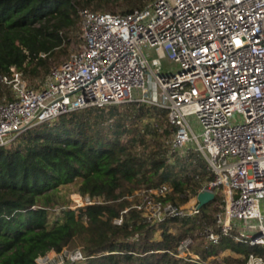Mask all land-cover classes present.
<instances>
[{
    "label": "built area",
    "instance_id": "built-area-1",
    "mask_svg": "<svg viewBox=\"0 0 264 264\" xmlns=\"http://www.w3.org/2000/svg\"><path fill=\"white\" fill-rule=\"evenodd\" d=\"M78 14L82 45L39 86L16 67L0 76L13 96L0 103V146L88 108L146 103L164 109L169 134L158 131L167 156L188 160L199 188L177 195L169 184L136 191L115 223L130 210L151 226L201 219L197 197L210 192L214 200L207 205L219 201V211L199 221L175 256L225 264L220 255L204 259L195 248L201 242L200 249L214 252L226 237L264 248V0H152L128 14ZM151 52L157 59L150 61ZM165 59L176 69L162 72ZM181 201L194 203L184 208ZM71 202L70 210L96 203L80 193ZM63 254L61 264L85 260L80 250ZM244 264H264V255L250 254Z\"/></svg>",
    "mask_w": 264,
    "mask_h": 264
},
{
    "label": "trees",
    "instance_id": "trees-1",
    "mask_svg": "<svg viewBox=\"0 0 264 264\" xmlns=\"http://www.w3.org/2000/svg\"><path fill=\"white\" fill-rule=\"evenodd\" d=\"M150 1L0 0V76L16 67L30 83L43 82L70 56L80 9L128 14ZM12 99L11 90L0 84V103ZM165 123L167 111L146 103L88 108L0 146V264H38L53 251L76 250L85 260L64 264H193L177 258L176 248L199 230L201 219L212 220L211 205L202 207L201 219H168L151 226L130 210L121 225L115 223L136 191L169 184L175 195L197 192L199 183L191 177L197 169L188 160L167 156L158 131ZM164 134H169L167 128ZM67 186L96 203L78 214L51 211L68 203L60 194ZM195 249L204 259L227 250L242 256L227 257L225 264H244L250 254L264 255V248L228 237L214 252Z\"/></svg>",
    "mask_w": 264,
    "mask_h": 264
},
{
    "label": "rangeland",
    "instance_id": "rangeland-1",
    "mask_svg": "<svg viewBox=\"0 0 264 264\" xmlns=\"http://www.w3.org/2000/svg\"><path fill=\"white\" fill-rule=\"evenodd\" d=\"M114 7H117L118 8V10H117V12H121L120 11V9H122V7H121V5H117V6H114ZM103 12H110V13H112L111 11H103ZM71 38H72V42H71V48H70V54H72L73 52H75V51H77L79 48H80V46L82 45V39H81V32H80V28H79V25H78V27H77V30H75V31H73V32H71ZM69 58V56L68 57H66V58H64V61L65 60H67ZM153 59H157V54L155 53V52H151L150 53V61H152ZM63 63V62H62ZM161 64H162V72H164V73H166V72H169V71H171V70H174V69H176V66L170 61V60H168V59H165V60H162L161 61ZM153 66H154V64H152ZM29 82V81H28ZM30 83V82H29ZM42 83V80H40V79H36L34 82H31L30 84H32V85H35V86H39L40 84ZM5 99V98H4ZM155 122V124H156V120H153L152 121V124ZM148 123V122H147ZM146 122H144V126L145 127H148V124H147ZM193 123H194V126H195V129L197 130L198 129V125H197V123L195 122V121H193ZM159 128H161V127H159ZM167 128V124L165 123L164 124V126H162V128L161 129H166ZM163 138V137H162ZM163 140V139H162ZM12 141H14V140H12ZM11 141V142H12ZM174 160V159H173ZM177 170V172H181L182 173V169L181 168H176ZM183 174V173H182ZM78 192H76V189H75V186H67V187H62L61 188V192H60V194L61 195H63V196H66L67 197V199H68V203L67 204H65L64 206L63 205H61V206H56V207H54V208H52L51 209V211H54V212H60L61 211V209H63V208H65V209H69V207H71V206H73V204H72V196L74 195V194H77ZM130 196H128L127 197V199L129 198ZM219 199H217L216 201H218ZM188 202V203H187ZM185 201V202H182V206L184 207V208H188L190 205H191V203L193 204L194 202H192V201ZM186 203V204H185ZM220 203L221 202H217L216 203V205H214V204H211V214H212V216H214L215 214H216V210L215 209H218V206L220 205ZM184 204V205H183ZM73 211H75L76 212V214H78L79 213V210H73ZM218 211H219V209H218ZM53 219V218H52ZM198 232V231H197ZM196 232V233H197ZM195 233V234H196ZM202 243L200 242L199 244H198V246L199 247H197V248H200V245H201ZM64 252H66V251H64ZM63 254V253H62ZM62 254H57V253H55V252H51L49 255H48V257L47 258H45V259H43V260H41V262H40V264H61L62 263V256L64 255H62ZM66 254V253H65ZM220 257L222 258V259H224V261H225V258H227V257H234V259H237V258H241L242 256L240 255V254H238V253H233V252H231V251H229V250H227L226 252H224L223 254H220Z\"/></svg>",
    "mask_w": 264,
    "mask_h": 264
},
{
    "label": "water",
    "instance_id": "water-1",
    "mask_svg": "<svg viewBox=\"0 0 264 264\" xmlns=\"http://www.w3.org/2000/svg\"><path fill=\"white\" fill-rule=\"evenodd\" d=\"M197 200H198V207L202 208L206 206L209 202L214 200V194L210 192L199 193Z\"/></svg>",
    "mask_w": 264,
    "mask_h": 264
}]
</instances>
